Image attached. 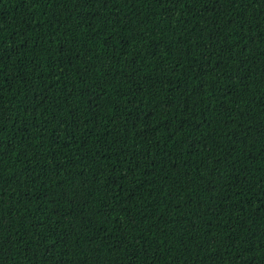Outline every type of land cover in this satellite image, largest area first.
Listing matches in <instances>:
<instances>
[{
	"label": "trees",
	"instance_id": "16d2710c",
	"mask_svg": "<svg viewBox=\"0 0 264 264\" xmlns=\"http://www.w3.org/2000/svg\"><path fill=\"white\" fill-rule=\"evenodd\" d=\"M0 264H264V0H0Z\"/></svg>",
	"mask_w": 264,
	"mask_h": 264
}]
</instances>
